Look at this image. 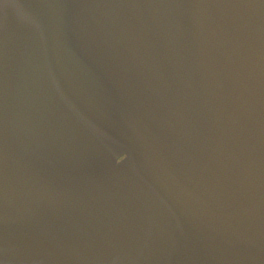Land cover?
<instances>
[{"label":"water","instance_id":"95a60500","mask_svg":"<svg viewBox=\"0 0 264 264\" xmlns=\"http://www.w3.org/2000/svg\"><path fill=\"white\" fill-rule=\"evenodd\" d=\"M0 264H264V0H0Z\"/></svg>","mask_w":264,"mask_h":264}]
</instances>
